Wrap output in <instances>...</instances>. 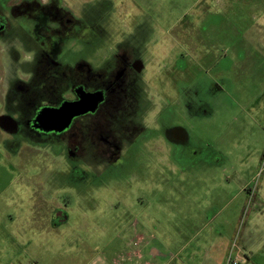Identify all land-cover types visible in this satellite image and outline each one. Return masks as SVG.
<instances>
[{"label": "rangeland", "instance_id": "obj_1", "mask_svg": "<svg viewBox=\"0 0 264 264\" xmlns=\"http://www.w3.org/2000/svg\"><path fill=\"white\" fill-rule=\"evenodd\" d=\"M22 14L52 25L51 36L54 19L77 23L76 33L58 35L60 63H33L39 36ZM0 31L2 263H28L12 243L31 234L33 205L48 193L72 222L103 224L108 238L124 224L133 236L131 222L157 215L161 241L208 237L198 232L208 222L198 205L214 204L216 189L225 205L259 182L264 0H0ZM161 110L171 113L161 119ZM74 118L72 131L54 132ZM175 126L188 142L167 138ZM98 127L118 150L102 144Z\"/></svg>", "mask_w": 264, "mask_h": 264}, {"label": "crops", "instance_id": "obj_2", "mask_svg": "<svg viewBox=\"0 0 264 264\" xmlns=\"http://www.w3.org/2000/svg\"><path fill=\"white\" fill-rule=\"evenodd\" d=\"M252 180L259 181L252 193L243 189L235 191L228 194L225 205H218L223 191L216 189L214 204L198 205L199 211L205 213L204 216L199 212L198 217H208V222L205 221L198 232L202 236L209 234L208 237L191 235L187 239L182 235L177 240L160 241L157 215L152 213L144 221L131 222L130 227L135 229L133 236L127 235L124 224L123 232L118 230L114 237L108 238L103 224H90L85 220L72 222L69 207L56 202L53 194L48 193L33 205L30 237H25L22 243L13 241L12 248L23 247L29 258L27 264H229L230 257L239 264H264V172L256 174ZM251 198L253 201L248 204ZM240 223L242 228L238 235ZM120 225L109 226L120 228ZM94 228L98 238L92 236ZM224 228L229 233L226 238H223ZM236 235L237 244L233 248L231 243ZM1 260L0 257V264H4ZM5 264L23 263L17 257Z\"/></svg>", "mask_w": 264, "mask_h": 264}, {"label": "flooded vegetation", "instance_id": "obj_3", "mask_svg": "<svg viewBox=\"0 0 264 264\" xmlns=\"http://www.w3.org/2000/svg\"><path fill=\"white\" fill-rule=\"evenodd\" d=\"M35 12H33L34 14ZM72 17H75L71 14ZM21 19H22V22L23 24L28 21V23H30L32 26L31 28L32 29H35L37 31L38 34H36L37 36V39H34V41L36 43H39L40 47H36V52H35V57H34V62L33 63H60V61L58 59L61 60V54L59 53L58 54V51H62L63 47H56L58 42L60 40H58V35L61 34V32L63 31H66V33H70L69 35H67V37H69L72 33H76L75 31H78V29H76V25L77 23H74V27L72 28L71 26H69V22L70 20L68 18H66L65 16H60L58 18V21L54 19V22L55 24L56 23H59V27L55 28V35L51 36L50 34H48L50 31L48 28L52 27V25H48L47 23H42L41 24V21H38V19H35L34 17H31V16H24L23 14L20 15ZM51 30V29H50ZM53 30V31H54ZM47 31V32H46ZM49 31V32H48ZM68 31V32H67ZM71 31V32H70ZM1 32V31H0ZM80 32V31H79ZM2 33V32H1ZM0 33V35L2 36V40L4 38V36ZM54 34V33H53ZM45 35V37H44ZM52 37V38H49V37ZM55 37V38H54ZM68 41V40H67ZM2 45H4V40L2 41ZM65 44V46L67 45V43H64V42H61V45ZM33 47H34V42H33ZM59 48H62V49H59ZM48 50H52L53 52H55L57 50L56 53H52ZM70 50V49H68ZM67 50V52H69ZM58 55H60V57H58ZM214 72V71H213ZM206 73V72H205ZM213 75V74H212ZM207 75H204V78L206 77ZM113 86H111L110 89H112ZM109 89V88H108ZM107 89V91H108ZM109 89V90H110ZM119 90H117V92H119L121 90V87L118 88ZM103 98V97H102ZM105 97H104V102H105ZM103 101V100H102ZM103 102V103H104ZM101 103V102H100ZM103 107V106H102ZM160 113L162 114V118H164L165 116H169V114H165L164 116V112L161 110ZM183 114L184 116H190V111L188 109V111L186 109H183ZM88 114H85V115H80V118L81 117H84ZM94 118H96L98 120V122H96V124L101 128H103V130H105L106 126H108L105 121H104V118H100L99 117V114H91ZM79 117V116H78ZM165 117V118H166ZM77 118V117H76ZM160 119V120H161ZM75 118L73 119V122L71 123V125L66 128V129H61L60 130H54V132L58 135V134H66L68 133L69 131H72L74 127H76L78 125L77 122H74ZM124 120V119H123ZM147 120V119H145ZM144 121V120H143ZM124 124L123 126L125 127L126 124L128 123L129 125H131V121L130 120H124ZM158 125V123H157ZM98 127V130L100 132V136H99V139L101 137V141H102V144L104 142V145L106 146V144L110 147H114L118 150V147L116 146V144L114 143V138H113V135L112 133L106 135V136H103L102 132H101V129ZM146 128H148V126H145ZM137 129V127L135 128V130ZM102 130V131H103ZM179 130L181 131H184V134H185V130L183 129V127H179V126H175L174 128L170 129V130H167V133L168 132H171L169 135L166 134L167 138L172 142V144H176V145H181L185 142H188L187 140H189V138H184L183 135H179ZM41 131L43 132V134H47V133H54V132H48L46 130H42ZM113 131V130H112ZM93 132V130H92ZM96 132V131H95ZM142 177H140L141 179Z\"/></svg>", "mask_w": 264, "mask_h": 264}, {"label": "built area", "instance_id": "obj_4", "mask_svg": "<svg viewBox=\"0 0 264 264\" xmlns=\"http://www.w3.org/2000/svg\"><path fill=\"white\" fill-rule=\"evenodd\" d=\"M228 263H229V264H239V263L236 262V261H232V259H230V260L228 261ZM32 264H35V263H32Z\"/></svg>", "mask_w": 264, "mask_h": 264}, {"label": "water", "instance_id": "obj_5", "mask_svg": "<svg viewBox=\"0 0 264 264\" xmlns=\"http://www.w3.org/2000/svg\"><path fill=\"white\" fill-rule=\"evenodd\" d=\"M64 116V115H63Z\"/></svg>", "mask_w": 264, "mask_h": 264}]
</instances>
